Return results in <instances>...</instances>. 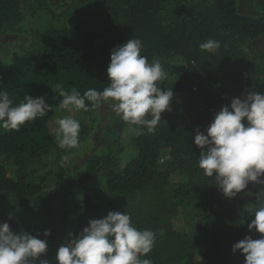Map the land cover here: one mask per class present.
<instances>
[{
	"label": "trees",
	"instance_id": "trees-1",
	"mask_svg": "<svg viewBox=\"0 0 264 264\" xmlns=\"http://www.w3.org/2000/svg\"><path fill=\"white\" fill-rule=\"evenodd\" d=\"M24 0H0V26L22 21ZM108 0L104 15L120 22L122 34L142 42L141 55L151 62L156 57L170 59L168 77L159 87L174 92L173 105L182 97L197 95L209 107L230 106L239 98L243 74H253L256 58L247 47L264 38V9L257 15L240 13L237 0ZM43 47L31 55L12 54L0 60V92L7 93L12 106L24 97H43L51 110L19 131L0 129V193L29 199L42 217L67 220V205L73 202L64 171L40 173L29 162L40 160L58 150L55 141L56 120L84 111L59 108L60 91L73 88L83 94L89 88L102 91L109 86L107 68L118 42L96 32L82 21L65 23L40 34ZM212 39L220 48L202 50L200 44ZM87 103V102H86ZM170 110V111H171ZM154 132L140 128L129 138L122 130L139 127L123 119L118 146L121 151L134 148V156L121 169L112 166L106 156L91 155L85 163L84 185L80 190L76 214L77 233L109 211L127 212L140 230L155 233V244L147 258L152 264H245V258L233 246L249 232L253 214L245 211L257 201L239 203L226 198L214 178L204 175L198 166L200 149L193 143L196 130L180 120L170 119ZM162 113V114H164ZM195 174L189 188L176 191L173 205L166 188L178 172ZM70 183V182H69ZM128 202L120 209L106 201L111 195ZM190 203L201 212L196 239L173 230L169 221L172 208ZM0 223L19 231V222L0 213ZM50 264H57L56 258Z\"/></svg>",
	"mask_w": 264,
	"mask_h": 264
},
{
	"label": "clouds",
	"instance_id": "clouds-1",
	"mask_svg": "<svg viewBox=\"0 0 264 264\" xmlns=\"http://www.w3.org/2000/svg\"><path fill=\"white\" fill-rule=\"evenodd\" d=\"M142 42L135 38L115 48L107 68L109 86L102 91L89 88L81 94L60 91L63 97L59 108L69 112L97 109L110 104L117 116L131 125L154 132L162 120V113L171 110L174 92L159 87L167 77L159 60L151 63L141 55ZM202 50L220 48L219 41L208 39L200 44ZM87 102V103H86ZM7 93L0 92V129L19 131L27 122L44 117L51 105L43 97L25 96L24 102L12 106ZM56 141L62 149L80 146V122L68 115L56 120ZM193 143L200 149L198 166L205 176L214 178L216 186L226 198H233L249 183L264 184V94L250 91L243 98H233L214 117L205 132L196 131ZM71 153L62 158L69 160ZM254 219L249 232L261 234L253 240L246 236L233 246L244 256L245 264H264V191L255 205L245 209ZM50 231L43 233L50 236ZM155 233L140 230L131 223L127 212L109 211L88 226L75 238L57 250V264H152L150 258ZM47 252V239H39L26 232H14L8 223H0V264H35ZM40 264H48L41 260Z\"/></svg>",
	"mask_w": 264,
	"mask_h": 264
},
{
	"label": "rangeland",
	"instance_id": "rangeland-1",
	"mask_svg": "<svg viewBox=\"0 0 264 264\" xmlns=\"http://www.w3.org/2000/svg\"><path fill=\"white\" fill-rule=\"evenodd\" d=\"M107 1L24 0L21 5L22 21L0 26V60H6L14 53L19 55L36 53L43 47L40 34L44 30L75 21H82L96 32L117 41L119 46L126 43L131 38L122 34L120 22L115 24L105 18L103 5ZM187 1L192 6L197 4L196 0ZM237 6L240 13L257 15L264 9V0H237ZM247 50L255 56V63L258 65L254 68L252 75L247 74L246 78H243V90L239 98L245 97L250 91L264 94V38L250 43ZM155 60L160 61L167 73L170 59L160 56L156 57ZM208 104L204 103L197 95L182 97L173 105V109H177V111L171 110L169 112L171 114L170 119L180 120L182 113L187 126L196 131L205 132L213 122L215 115L226 106L213 108L209 107ZM178 110L181 113H178ZM73 118L81 124L79 148L72 150L60 148L54 134L58 150L45 158L29 162L31 169L43 174L47 172L48 176L54 171L62 170L65 172L68 186L73 195V202L67 205V215H69L67 220L44 218L34 210L29 199L9 193H0V213L19 222L18 233L23 231L38 236L39 239H47V252L35 264H40L41 260H47L50 264L56 258L58 248L69 240V233L72 234V238L79 234L75 230L76 214L79 208V193L84 185L82 175L89 157L91 155L106 156L115 169L121 170L135 154L132 145L121 151L118 141L122 131L126 132L130 139L135 137L139 133L138 127L126 128L121 131L122 120L115 114L110 104L105 103L101 107L85 113L79 112ZM167 118H169L168 113L162 114V120L159 124L164 123ZM68 153H71L69 160L62 163V158ZM196 178L195 174H188L183 171L172 175L166 188L169 203L172 205L175 203L173 197H175L177 189L180 187L188 189L190 184L194 180L196 181ZM261 191H264V184L249 183L246 189L233 199L239 203L257 201ZM106 201L114 203L122 210L128 207L127 201H122L113 194ZM172 209L170 227L185 237L196 239L198 225L202 221L201 212L196 211L187 201ZM46 230L51 233L47 238L43 235ZM250 237L253 240L260 239L261 234H251Z\"/></svg>",
	"mask_w": 264,
	"mask_h": 264
},
{
	"label": "built area",
	"instance_id": "built-area-1",
	"mask_svg": "<svg viewBox=\"0 0 264 264\" xmlns=\"http://www.w3.org/2000/svg\"><path fill=\"white\" fill-rule=\"evenodd\" d=\"M242 78H244V79L246 78V74L245 73L243 74V77Z\"/></svg>",
	"mask_w": 264,
	"mask_h": 264
}]
</instances>
